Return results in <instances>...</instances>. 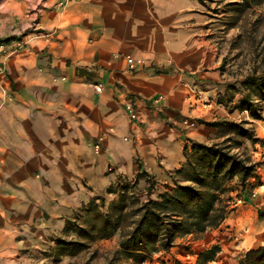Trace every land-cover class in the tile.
<instances>
[{"label": "crops", "instance_id": "crops-1", "mask_svg": "<svg viewBox=\"0 0 264 264\" xmlns=\"http://www.w3.org/2000/svg\"><path fill=\"white\" fill-rule=\"evenodd\" d=\"M60 1L41 4L46 37L0 52V196L9 200L0 202V264H23L25 248L39 252L44 222L62 229L90 200L117 196L122 179L137 182V198H157L185 150L217 130L193 118L211 107L197 84L218 75L199 69H209L213 46L203 44L198 0ZM127 55L153 64L132 70Z\"/></svg>", "mask_w": 264, "mask_h": 264}, {"label": "rangeland", "instance_id": "rangeland-1", "mask_svg": "<svg viewBox=\"0 0 264 264\" xmlns=\"http://www.w3.org/2000/svg\"><path fill=\"white\" fill-rule=\"evenodd\" d=\"M42 2L43 0L36 4L34 0H0V52L5 46H25L30 38L46 37L38 24L40 9L44 8ZM67 2L68 0H62L56 5L63 8ZM198 2L205 16V23L201 26L205 34L203 44L213 46V50L209 52V69H199L215 71L218 75L210 79L212 83H208L209 88L206 86L208 84H197L199 88L196 90L204 91L200 101L211 107L203 115L207 106L200 105L202 115L193 118L205 126L221 122L223 125L214 126L217 130L213 136L207 137L204 144L227 146L231 153L249 158L255 165V171L243 185L238 177L226 182L225 186L230 190L224 194L222 203L226 206L227 213L216 227L202 233H178L168 249L158 248L139 264H193L199 253L213 245H218L220 250L209 264H236L244 251L264 244V203H260L264 202V98L241 84L248 76L258 77L264 74V15L260 18L264 5L253 6L251 10L239 13L230 4L241 0ZM197 74L198 72L195 73ZM245 98L249 100V108L256 115L252 116L249 109H241V106L248 108L246 104H241ZM188 109L190 112L192 107L188 106ZM184 116L186 120L192 119L189 115ZM39 197L46 202L51 197H54L50 199L51 203L58 201L57 196L40 194ZM28 199H31L30 196ZM126 199L127 202L133 201ZM137 200L145 201L139 198ZM3 201L9 200L0 196V202ZM116 201V195L107 194L102 204L97 206V211L86 215L83 208L87 202L74 210L67 220L69 226L60 230L53 229L50 232L48 220L44 222V227L41 226L39 231V252L28 255V247L25 248L23 264H136L125 254H116L120 241L119 231L100 238L102 232H105L101 217L114 209L112 204ZM245 204H251L252 213L241 211L239 206ZM136 206L137 203L132 202L125 207V225H129L136 217L133 216V208ZM43 213L45 215L44 211ZM237 216L246 217L255 223L257 235L253 239L244 242L237 237L234 230ZM131 228L132 225L124 227L125 230Z\"/></svg>", "mask_w": 264, "mask_h": 264}, {"label": "trees", "instance_id": "trees-1", "mask_svg": "<svg viewBox=\"0 0 264 264\" xmlns=\"http://www.w3.org/2000/svg\"><path fill=\"white\" fill-rule=\"evenodd\" d=\"M262 5L264 0H241L230 4L239 13ZM263 15L264 8L260 18ZM241 84L264 98V74L258 77L248 76ZM241 104L248 107L241 106V109H249L252 116L256 115L249 108L251 104L247 98L242 100ZM210 125L223 124L212 122ZM240 131L242 132V129ZM184 156V162L175 172L173 187L155 199L148 198L139 202L134 194L136 181L122 179L118 183L115 189L117 201L112 204L114 209H109L110 211L101 217L105 232L100 236L106 238L116 231L120 232L116 254L123 253L139 264L158 248L168 249L178 233H202L216 227L227 213L226 206L222 203L224 194L230 190L226 188V182L238 177L243 185L255 171V165L249 158L231 153L224 145L194 142L185 150ZM140 174L144 175L142 172ZM126 198L133 201L127 202ZM227 199L230 200V197ZM102 201V196L90 200L84 205V213L88 215L97 211L96 208ZM132 202L137 203L133 208V216L136 217L129 225H125L124 210ZM131 225L130 230L124 229L125 226ZM219 250L218 245L206 248L199 253L193 264H209ZM236 264H264V244L244 251Z\"/></svg>", "mask_w": 264, "mask_h": 264}, {"label": "built area", "instance_id": "built-area-1", "mask_svg": "<svg viewBox=\"0 0 264 264\" xmlns=\"http://www.w3.org/2000/svg\"><path fill=\"white\" fill-rule=\"evenodd\" d=\"M49 33H46V36ZM126 63L128 65V67L132 70L138 69V68H144V67H148L149 65H151V61L149 59H145V58H135L131 55H127L126 58ZM0 71H2V68H0ZM92 88L95 92H100L101 91V85L100 84H93ZM160 100H163V96L161 94L157 95L154 99L155 102H158ZM125 109L129 115V118L131 120H135L137 118V114L135 109L133 108L132 104L130 102H127L125 105ZM96 148H99V144L97 143L95 145ZM110 170H113L112 167L109 168Z\"/></svg>", "mask_w": 264, "mask_h": 264}, {"label": "bare ground", "instance_id": "bare-ground-1", "mask_svg": "<svg viewBox=\"0 0 264 264\" xmlns=\"http://www.w3.org/2000/svg\"><path fill=\"white\" fill-rule=\"evenodd\" d=\"M234 230L237 237L241 238L244 242L253 239V237L257 235V226L246 217H238V219H236Z\"/></svg>", "mask_w": 264, "mask_h": 264}]
</instances>
